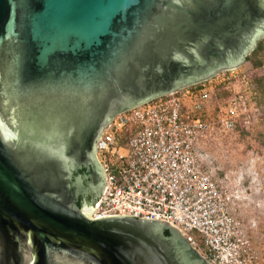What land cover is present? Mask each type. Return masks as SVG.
Returning a JSON list of instances; mask_svg holds the SVG:
<instances>
[{
	"label": "water",
	"instance_id": "1",
	"mask_svg": "<svg viewBox=\"0 0 264 264\" xmlns=\"http://www.w3.org/2000/svg\"><path fill=\"white\" fill-rule=\"evenodd\" d=\"M262 35L264 0H0V264H188L167 221L91 218L105 178L74 206L64 155L96 157L116 115L237 68Z\"/></svg>",
	"mask_w": 264,
	"mask_h": 264
},
{
	"label": "built area",
	"instance_id": "2",
	"mask_svg": "<svg viewBox=\"0 0 264 264\" xmlns=\"http://www.w3.org/2000/svg\"><path fill=\"white\" fill-rule=\"evenodd\" d=\"M237 69L221 84L238 81ZM207 81L132 107L106 126L96 147L106 188L91 218L164 220L208 264H258L237 217L238 196L202 161L220 134L237 128L246 104L230 95L215 110Z\"/></svg>",
	"mask_w": 264,
	"mask_h": 264
},
{
	"label": "rangeland",
	"instance_id": "3",
	"mask_svg": "<svg viewBox=\"0 0 264 264\" xmlns=\"http://www.w3.org/2000/svg\"><path fill=\"white\" fill-rule=\"evenodd\" d=\"M256 48L237 67L238 81L221 84L226 77L222 71L206 82L217 111L227 96L241 94L248 121L243 115L233 132L220 134L202 151V161L205 170L238 196L237 217L257 263L264 264V35Z\"/></svg>",
	"mask_w": 264,
	"mask_h": 264
},
{
	"label": "flooded vegetation",
	"instance_id": "4",
	"mask_svg": "<svg viewBox=\"0 0 264 264\" xmlns=\"http://www.w3.org/2000/svg\"><path fill=\"white\" fill-rule=\"evenodd\" d=\"M64 160L62 166L67 176L68 195L72 204L80 208L90 206L100 196L104 183L103 172L94 151L68 153L64 155ZM166 230L164 227V234ZM169 237L183 256V261L188 264H207L178 232L171 231Z\"/></svg>",
	"mask_w": 264,
	"mask_h": 264
},
{
	"label": "trees",
	"instance_id": "5",
	"mask_svg": "<svg viewBox=\"0 0 264 264\" xmlns=\"http://www.w3.org/2000/svg\"><path fill=\"white\" fill-rule=\"evenodd\" d=\"M259 47H260V45H259L257 48L259 49ZM257 48H256V49H257ZM80 206H81V205H80ZM170 234H171V231L167 229V230L165 231V235L169 237Z\"/></svg>",
	"mask_w": 264,
	"mask_h": 264
}]
</instances>
